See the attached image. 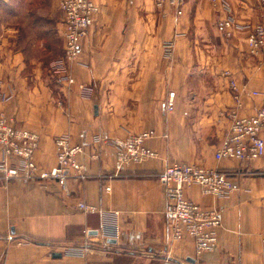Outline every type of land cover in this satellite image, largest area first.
Returning a JSON list of instances; mask_svg holds the SVG:
<instances>
[{
    "label": "crops",
    "instance_id": "0c3cea01",
    "mask_svg": "<svg viewBox=\"0 0 264 264\" xmlns=\"http://www.w3.org/2000/svg\"><path fill=\"white\" fill-rule=\"evenodd\" d=\"M94 1L100 12L66 66L63 48L44 67L14 28L0 24V115L40 134L35 158L42 167L57 163L58 135L85 146L83 176L66 188L7 177L0 168V264H264V154L251 161L215 156L237 105L230 82L240 91V115L252 114L264 97V61L246 40L251 26L264 23V0H186L181 15L154 0ZM58 5L52 0V11ZM226 19L235 22L231 36ZM170 91L175 104L168 110ZM146 129L156 131L148 145L158 157L116 174L111 138ZM177 160L230 171L236 188L219 197L188 187L193 200L220 209L219 242L196 258L186 238L167 260L159 174ZM81 200L98 209L82 211Z\"/></svg>",
    "mask_w": 264,
    "mask_h": 264
},
{
    "label": "built area",
    "instance_id": "2783aa9c",
    "mask_svg": "<svg viewBox=\"0 0 264 264\" xmlns=\"http://www.w3.org/2000/svg\"><path fill=\"white\" fill-rule=\"evenodd\" d=\"M154 3L158 9L170 4L175 8L177 15H181L186 0H154ZM60 8L63 11L61 32L64 41L63 62L66 66L77 60L82 42L100 12V5L94 0H60ZM234 23L232 19L223 21L227 35L233 34ZM246 40L249 53L264 61V23L258 22L251 26ZM60 70H64V65L55 71ZM67 79L69 77L63 76L60 81L64 83ZM230 85L237 99L236 106H241L240 91L236 83L231 81ZM174 104L175 92L170 91L166 102L167 109H172ZM236 106L229 111L230 124L215 151L216 159L220 161H251L264 154V97L249 115H240ZM155 135L154 129H146L111 138L117 160L115 173L119 174L126 167L158 157V151L148 145V140ZM40 138L38 132L20 124L15 117L0 115V144L4 157L0 168L5 171L7 177H37L41 180L57 181L66 188L70 178L83 176V144L72 142L67 134L58 135L55 138L57 163L51 167H42L35 158ZM99 157V151L92 154V158ZM159 180L166 199L169 249L167 260L171 259L173 245L186 238L193 240L196 258L214 250L223 227L220 209L193 200L188 196L187 189L193 184H198L206 195L229 196L236 188L232 173L220 168L177 160L165 163ZM78 207L84 212H94L98 209L95 204L85 200L79 201Z\"/></svg>",
    "mask_w": 264,
    "mask_h": 264
},
{
    "label": "trees",
    "instance_id": "16d2710c",
    "mask_svg": "<svg viewBox=\"0 0 264 264\" xmlns=\"http://www.w3.org/2000/svg\"><path fill=\"white\" fill-rule=\"evenodd\" d=\"M45 0H0V11L12 16H20L21 24L20 37L24 35L26 30H30L35 33L36 41H43L48 51H54L53 40L56 38L53 35L50 22L52 19L49 16L43 15L39 12V8L42 7ZM42 5V6H41ZM21 46V40L18 39ZM60 55V54H59ZM54 56L51 59L58 58Z\"/></svg>",
    "mask_w": 264,
    "mask_h": 264
},
{
    "label": "rangeland",
    "instance_id": "374dc122",
    "mask_svg": "<svg viewBox=\"0 0 264 264\" xmlns=\"http://www.w3.org/2000/svg\"><path fill=\"white\" fill-rule=\"evenodd\" d=\"M44 5L39 8V12L46 13V16H49L52 21L50 22L51 24V29L53 31V35L56 37L52 42L54 44V51H48L45 47L43 48L44 42L43 41H36L35 40V33H32L30 30H26L22 38L20 37V27L21 24L19 23L21 21L20 16H12L8 15L6 13H2L0 11V24H4L6 27L14 28L15 31L14 33L18 35L17 40H21V43L27 47L26 51L28 50V56H39L43 57L45 66L47 67L49 60L54 57L59 55L62 52H64V41L62 37V32H61V26H58L59 24V19L63 18L62 14L63 11L60 8V0H59V9L57 8L56 10L52 11V0H45ZM62 11L60 13V11ZM51 12V16L49 15ZM58 19V20H57ZM61 22V20H60ZM63 77V76H62ZM120 137V136H119Z\"/></svg>",
    "mask_w": 264,
    "mask_h": 264
}]
</instances>
